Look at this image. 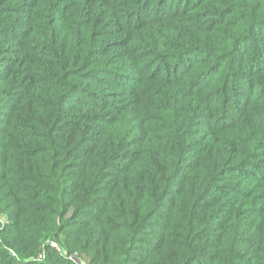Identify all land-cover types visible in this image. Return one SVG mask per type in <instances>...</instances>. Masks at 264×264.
<instances>
[{
  "label": "trees",
  "instance_id": "1",
  "mask_svg": "<svg viewBox=\"0 0 264 264\" xmlns=\"http://www.w3.org/2000/svg\"><path fill=\"white\" fill-rule=\"evenodd\" d=\"M180 1L0 0V264H79L38 260L50 237L88 264H264V162L242 136L264 132V0ZM231 95L217 168L183 164ZM230 174L252 185L214 190V222L202 202Z\"/></svg>",
  "mask_w": 264,
  "mask_h": 264
},
{
  "label": "rangeland",
  "instance_id": "2",
  "mask_svg": "<svg viewBox=\"0 0 264 264\" xmlns=\"http://www.w3.org/2000/svg\"><path fill=\"white\" fill-rule=\"evenodd\" d=\"M194 1L195 0H181L180 5L181 6H185V5L187 6ZM234 1H235V3H237V5H240L242 3L241 0H234ZM169 5H172L174 7L175 2L172 4V2L170 1ZM253 37H256V34H254ZM239 89H237V91H239ZM233 102H234V98H233V95H231L228 98V105L227 106H222L221 104H219L216 107H212V109H215V112H213L214 114L211 111H209V115L207 116V118H205V115H204L203 116L204 119H199L198 120L199 122H197V124H194L193 127H191V135H189V141H188L189 142V145H188L189 151L186 154V156L184 157V163L183 164H188V162H190V167H192L194 161H199V159L203 158L204 162L206 163V166H207V164L209 166L212 165L213 167H216V165L218 166V163L216 161L219 160L221 157L220 156V151H221L220 146L223 145L225 143V141L228 139L229 140L235 139V135L237 133V131H235V129L238 126L237 125L231 126V124H229V122L237 119L241 115V114H237V113H239L238 112L239 110L231 107L233 105L232 104ZM221 121H223V122L225 121L223 123V125H220ZM256 125L258 128L256 127L257 128L256 129L255 126H254V128L252 127V132H251L252 134H254V137H249L250 133H248V131H246L245 129H244V133L242 134V136H243V138L247 139L248 143H250L248 151L250 154L256 155V158H254L255 161L264 162L263 159H260V158L264 157V132H262V130L259 129L260 125H258V124H256ZM257 157H259V158H257ZM220 165H222V164H220ZM262 169H264V166L262 167ZM229 177H232V174L228 175L227 178H225V176L224 177L221 176V178H220L221 180H219L218 182H215L214 184L211 180L210 181L211 186L207 187V189H208L207 196L204 198L202 205H206V203H209V202L214 203V205L211 208L206 210V211L211 212L210 217H212V214H213V217L215 218V220H213L214 222H217L216 217L218 215H219V217L223 216L222 213H219L220 208L217 210V208H216L217 204L222 203V205H225L223 203L228 199V197L226 195L224 196V194L220 193L222 195V197H221V195L217 194L216 191H214V190L223 189V187H226L229 185H233V186L239 185L240 187H242V189L246 190L247 188L251 187V185H252L247 180L238 179V178H236L235 180H233V179L231 180V179H229ZM168 200H169V198H167L165 200L162 209L159 211V214H157L156 216H154L152 218V220H150L153 223L151 222L152 224L148 225V227L146 228V230L144 232H141L138 234V236L144 240L140 241V242L132 240V244L130 246V249H131V252L133 253L132 254L133 257H137V255H139V254L143 255L145 250H148L152 247V242L156 243L159 240L160 234L163 231L161 229V225H162V223H164L163 219L165 217V212H166L165 206H166V203L168 202ZM249 203L250 202L247 203L248 206H249ZM256 218H257L256 215H250L247 218V220H248L247 222H249L251 219L253 221ZM7 220H8L7 214L0 212V224L4 225L7 222ZM211 223H213V222H211ZM49 239L53 240L52 237L46 238L45 241H43V243L40 245L39 252H38L37 256H39V254L41 253L43 248H44V251H45L46 247L54 249L51 246L43 247V245H45V242ZM55 242H57V241H55ZM57 243L59 244L60 248L63 251H65L63 244L61 242H57ZM9 251H10L11 255L17 256L13 249H9ZM58 253H59V255H61L60 252H58ZM70 253H73L76 255L75 261L79 262V264L87 263L85 257H83V255H80L75 250H72ZM201 261L202 260L198 258V259H196L195 264L202 263Z\"/></svg>",
  "mask_w": 264,
  "mask_h": 264
},
{
  "label": "built area",
  "instance_id": "3",
  "mask_svg": "<svg viewBox=\"0 0 264 264\" xmlns=\"http://www.w3.org/2000/svg\"><path fill=\"white\" fill-rule=\"evenodd\" d=\"M45 246H51V247H53L58 252H60L61 255L66 256L70 260H73V261L76 260V255L75 254H73V253H69V254L66 253L65 251H63L60 248L59 244L57 242H55L54 240H52V239L47 240L45 242V245H43V247H45ZM44 255H45V251H44V248H43L42 251H41V253L39 254V256H37V259L38 260L43 259L44 258ZM83 264H87V263H83Z\"/></svg>",
  "mask_w": 264,
  "mask_h": 264
}]
</instances>
